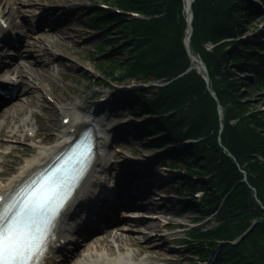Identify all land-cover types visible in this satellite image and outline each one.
Masks as SVG:
<instances>
[{
  "label": "trees",
  "instance_id": "trees-1",
  "mask_svg": "<svg viewBox=\"0 0 264 264\" xmlns=\"http://www.w3.org/2000/svg\"><path fill=\"white\" fill-rule=\"evenodd\" d=\"M103 1L135 10L142 17L99 9L87 14L89 22L102 29L89 52V61L98 72L96 79L105 84L166 80L154 87L150 98H144V105L135 104L131 110L166 112L155 120L156 127L150 121L143 125L164 132L153 142L200 136L194 143L173 149L174 160L182 162L186 170L202 174L178 179L202 187L203 195L195 205L217 222L188 232L191 254L202 257L224 240L214 264H264V110L248 93L264 97V60L251 51L262 50L264 42L238 38L254 26L257 16H264L262 6L251 0L192 1L189 50L204 64L206 84L203 73L189 67L183 39L187 33L184 0ZM261 2L264 6V0ZM98 53L100 57H95ZM235 235L239 239L228 242Z\"/></svg>",
  "mask_w": 264,
  "mask_h": 264
},
{
  "label": "rangeland",
  "instance_id": "rangeland-1",
  "mask_svg": "<svg viewBox=\"0 0 264 264\" xmlns=\"http://www.w3.org/2000/svg\"><path fill=\"white\" fill-rule=\"evenodd\" d=\"M32 1L35 3H41L39 6L40 10L42 11L47 7V3L49 1L57 2L69 0ZM252 1L260 4L262 6V13H264V6L262 5L261 1ZM26 2L27 0H4V3L9 5V7H3L2 10H8L11 17L15 18L13 22L16 24H21L24 21H28V18L25 14H28L29 17H31V14L34 12V6L29 7L25 4ZM18 8L20 11H17ZM84 13L85 11L80 12V14H75L76 16H72V18H75L74 21L70 19L69 21L62 24L60 29L63 30V33H59V35L54 33V30L46 28L44 31H46V33L50 32L51 34H54V38H51L50 41H38V47L35 48H24L22 55H26V57L19 59L17 65H13L14 71L20 70V64H24L26 66V70L21 71L23 73V75H21L23 79V86L14 100L5 106L3 110L7 109L11 112V114H15L13 109L20 108L17 104H23L21 106V112H23L20 113L19 116L13 118H6V111H2L0 113V124H3L4 122L6 123L5 132L4 126L0 127V131L3 133L0 134V173L5 172V170H7L6 173L12 172L14 167H17L19 163H22L28 157H30L33 152L36 151V146L39 144L40 139H44V141H52L58 131L62 128L61 116L65 113L75 110L74 105H84L85 97L89 94L93 95L95 93H104L106 91L105 84L96 79V75H98V73L92 63L89 61V52L91 50V45H93V39L101 34L102 29H94L91 23L86 22L82 16ZM259 21H263V25H260L256 31L249 33L251 30L250 28L247 32H245L244 35H240L238 38H249L255 42H264V16L260 17L258 20L256 17L252 23L254 22V26H256V23ZM185 22L187 25L186 20ZM41 31L42 30L37 31L36 36ZM185 32H187L185 34L186 37V35H188L187 28L185 29ZM185 37L183 39H185ZM31 39L32 38H30V40ZM229 43L230 45L228 47L232 45V42ZM185 48L187 55H191L189 45H187V47L185 45ZM261 49L262 50L254 48L251 49V51L260 54L264 60V47ZM100 55L101 54L98 53L95 55V57H100ZM192 57L196 58V63H194L193 66L199 72L203 73L206 68L201 61L199 63L197 62V60L199 61L200 58L197 56V54ZM31 58H35V60H42L47 63L44 67V70L40 71L39 77H35L27 68V61ZM189 59L191 60L192 58L189 56ZM236 73L238 76H243V74L240 72ZM202 76L205 75L203 74ZM251 77L252 75L248 76V78ZM241 84L244 85V82ZM244 86H246V81ZM29 87L34 89L31 92L33 95H30L31 97H34V101L30 104H27L26 101L28 99L26 98H29L30 96L24 93L25 91L23 88ZM153 91L154 88H152V86L148 88L147 85L141 89V93L148 97L152 96ZM47 92H49L52 97L56 98L57 102H51L47 100L44 97V94ZM248 93L253 95V98L251 99L252 102L257 103L260 110H264V97L261 95L257 96L256 92L249 91ZM217 110L219 112V116L221 117V108ZM118 111L122 112V110ZM147 118L149 117L140 116L141 121L146 120ZM22 119L27 121L29 126L33 128V131H37V136L35 138L31 139V137H29L31 136L29 132H21L20 130V132H16L15 137H12L11 127L13 126L18 128L19 124L22 125ZM112 123L113 118L110 116L105 124L109 125ZM141 130H143L142 127H140V129L137 131ZM51 132L54 134H50ZM145 134L146 135L141 136L142 138H139L140 142H146L147 145L153 144V146H157L154 145L153 142V139L155 138H153V136L147 131ZM7 138L8 141L5 140ZM9 138L14 139L10 140ZM131 142V140H127L125 142V146L127 148L133 147L138 150L140 149L137 144ZM106 153V160L110 159L109 161H113L114 164H116L117 159L111 160V158H116L118 156V159H123L124 157L129 158L130 156L126 149H120L115 145L109 147L106 150ZM253 155L257 156L256 158L258 160H263L261 155L256 153H253ZM14 160L16 161L15 163H13ZM242 170L243 169L240 171ZM241 177L245 179L244 176ZM255 200H258L257 197H255ZM262 207L264 208V206ZM173 209L174 212H166L164 214L162 213L164 215L162 217L159 215H157L159 218H157V216H152L151 219L155 220V222L158 224L155 230L152 229L153 227L150 229L141 227L144 226V222L142 221L134 222L130 219H120L119 223L117 224L118 228L125 227V230H123V232L118 231L116 234L124 238L126 241L129 240L130 236V239L134 241H132L133 245L126 244V249L124 251H130L137 256V260L144 263L147 262V264H189L187 260H190L194 256L190 254V248L189 246H186L187 243L182 240V236H184L187 231H190L191 227H211L217 222L211 219L209 217L210 215L204 216L202 211L196 205H186L184 208L177 206ZM110 230L111 229L109 228V231ZM156 232L157 234H160L159 238H156V236H158L155 235ZM114 234L115 232L111 233L110 231L108 232V235H106V233L102 231L95 234L94 236L89 237L78 248L74 255L82 256L88 247L93 248L97 246H99V248H101L103 251L107 249L111 251V253H118L122 242L121 240L118 241L113 238ZM136 235L139 237H135ZM142 248L145 250H142ZM161 248L166 251L168 258H163L161 255L157 254ZM221 262L222 261H220L219 264H221Z\"/></svg>",
  "mask_w": 264,
  "mask_h": 264
},
{
  "label": "snow or ice",
  "instance_id": "snow-or-ice-1",
  "mask_svg": "<svg viewBox=\"0 0 264 264\" xmlns=\"http://www.w3.org/2000/svg\"><path fill=\"white\" fill-rule=\"evenodd\" d=\"M80 155L86 159L85 154ZM70 186L61 167L41 188H29L19 195L9 193L8 213H0V264H41L47 236Z\"/></svg>",
  "mask_w": 264,
  "mask_h": 264
},
{
  "label": "bare ground",
  "instance_id": "bare-ground-1",
  "mask_svg": "<svg viewBox=\"0 0 264 264\" xmlns=\"http://www.w3.org/2000/svg\"><path fill=\"white\" fill-rule=\"evenodd\" d=\"M189 1L190 0H184V7H185L184 8V11L187 10V5H188ZM33 2L34 1H32V0L31 1L30 0H27L26 4L29 3V6L39 5L40 4V3H33ZM189 15H191V12H190ZM2 16H3V14H2ZM54 33H56L57 35H59V33H62V31L60 29L56 28L55 31H54ZM37 37L38 38H36L35 40H26L25 44L27 46H38L39 39H42V40H51V38L52 39L54 38V34L46 33V32H40ZM185 45L187 47V45H189V41H188V44L185 43ZM195 59L196 58L193 57L190 60L189 67H193L194 63H196ZM15 61L18 62L17 59ZM197 62L199 63V61H197ZM27 63H28V66H29L27 68L30 70V72L35 77H39L40 71L44 70V67L46 66V64L43 61H40L39 62V61H36L33 58L29 59L27 61ZM10 66H11V64L4 65V67H6V71L5 72L12 71V66H11V69H10ZM4 67L3 66H0V71L3 70ZM20 70L21 71H24L26 69L25 68H21ZM20 70H19V72H20V74H22ZM22 86H23V84H21V88H22ZM23 90L25 91L24 92L25 94H28V96L33 95L31 93L32 90L30 88H23ZM29 98H26V99H28L26 101L27 104H30V103H32L34 101V97H31L30 96ZM17 105L20 108H14L13 109L16 112V116H18L20 113L23 112V111L21 112V110H22L21 106L23 104H17ZM5 111L7 112V115H8L7 117H14L13 114H11L10 111H8L7 109ZM71 114H73L71 116V122L68 123L64 128H62V130H60V133L58 135H56L53 138L52 141H49V140H45L44 141V139H41L40 140V144L37 145V147H36L37 148L36 151H34L33 154L30 157H28L22 163H19L17 167H14L12 169V172H10L7 175V177H5L3 179H0V191H4L5 189H7L9 187H13L20 179H22L25 175L29 174L33 169H35L41 163V161H43L44 159H47V157H50L52 155L51 153H53L60 146V144L63 143L66 140L68 134L70 133L69 132L70 127H74L75 129H77V128L83 126V125H86V123H84V122L79 123V121L83 118V116H78L75 113H71ZM87 118H88L87 123L90 124V125H92L96 131L100 132L101 131V128L100 127L102 125L101 122L99 120H96V119L91 118V117H87ZM1 126H2V124H1ZM3 126H4V131H5V127H6V123L5 122L3 123ZM22 126H23L22 129H24L25 127L28 126V123L23 122V125ZM26 130L29 131V130H31V128H26ZM50 134H54V133L51 132ZM35 135H36V133H35ZM108 139L109 138L106 135H104V136L98 135L97 136L98 143L100 145H103V147H105L106 144L108 143ZM98 158H99V156H97V159L95 158L94 163H93L91 169L89 170V172H88L85 180L90 181L94 177H96L97 174H96L95 170L101 165V162L98 160ZM15 162L16 161L14 160L13 163H15ZM106 162H107V160H106ZM102 165H101V167H102ZM79 200H80L79 198H76L75 199V203L72 205V207H74L75 204ZM151 206L152 205H146L144 207L147 209V208H150ZM159 210L162 211L163 213L166 210H167V212H174L173 207L172 208H169L168 206L166 207V209L165 208H160ZM69 211H71V208L68 211H66V212H69ZM66 212H63L61 214V217ZM162 212H160V216L162 215ZM121 214L124 215L125 213L122 212ZM135 214L137 216L135 218H133V219L130 218V220H133L134 222H139V221L144 222V226H141V227H146V228H149V229L153 227L152 229H154V230L157 228L158 224L155 222V220H152L151 219L152 216H146V217L145 216H141L142 214H139L138 212H135ZM157 218H159V216H157ZM60 224L62 225L63 222L60 223ZM123 230H125V227H123L121 231L123 232ZM155 235H158V236H156V238H159L160 237V234H157V232H156ZM135 237H139V236L136 235ZM113 238H115L118 241L121 240V242H122L121 245L122 246H125L126 244L133 245L132 243L134 242L133 240L130 239V236H129V240H127V241L124 238L120 237L118 234L114 235ZM125 249L126 248H124L122 250L121 247H120L119 248V253H113V254H111L109 256V253L108 252L102 251V249H98L97 248L94 251H87L85 254H83V257L74 258L71 263L72 264H87L89 262H93L94 261V258H95V262H97V261L99 262L97 264H120L122 262L121 259L122 258H125L126 259L125 260V263L130 262L132 264H142L141 262L135 261L133 259L134 258L133 253H129L130 251H128V250L127 251H124ZM142 250H145V249L142 248ZM157 254L158 255H161V257H163V258H168V255H167L166 251L164 249H162V248L159 249V251L157 252ZM101 257H103L104 260L101 259ZM92 259H93V261H91Z\"/></svg>",
  "mask_w": 264,
  "mask_h": 264
},
{
  "label": "water",
  "instance_id": "water-1",
  "mask_svg": "<svg viewBox=\"0 0 264 264\" xmlns=\"http://www.w3.org/2000/svg\"><path fill=\"white\" fill-rule=\"evenodd\" d=\"M191 2H192V0H190L189 1V3H188V5H187V10H186V13L188 14V20H187V30H188V35L186 36V38H185V43L186 44H188V40H189V35H190V33H191V30H192V27H191V25H190V23H189V14H190V5H191ZM191 58H193L191 55H189ZM198 61V60H197ZM204 78H205V80H206V82L208 81V77H207V74H206V70H204ZM210 92H211V94L213 95V96H215V94H214V92L213 91H211L210 90Z\"/></svg>",
  "mask_w": 264,
  "mask_h": 264
}]
</instances>
